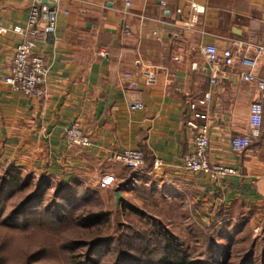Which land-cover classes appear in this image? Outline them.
Masks as SVG:
<instances>
[{
    "label": "crops",
    "instance_id": "crops-1",
    "mask_svg": "<svg viewBox=\"0 0 264 264\" xmlns=\"http://www.w3.org/2000/svg\"><path fill=\"white\" fill-rule=\"evenodd\" d=\"M34 2L0 0L4 162L53 182L99 192L113 188L115 196L156 182L220 193L225 207L234 202L244 213L249 206L264 213V123L251 149L238 154L231 147L248 131L252 102L264 98L241 79L251 71L264 80V0L63 1L55 34L35 50L46 62L40 99L17 94L5 82L22 41L18 30L26 27ZM207 45L220 56L232 49L236 64L217 70L203 53ZM133 103L144 109L130 110ZM74 122L91 138V148H69L65 132ZM189 123L209 127L210 161L236 169L237 176L218 182L183 169L194 149ZM125 150L144 151L150 171L129 177L130 170L114 160Z\"/></svg>",
    "mask_w": 264,
    "mask_h": 264
},
{
    "label": "rangeland",
    "instance_id": "rangeland-1",
    "mask_svg": "<svg viewBox=\"0 0 264 264\" xmlns=\"http://www.w3.org/2000/svg\"><path fill=\"white\" fill-rule=\"evenodd\" d=\"M1 156L0 153L2 190L7 187L12 174L9 173L11 167H5ZM23 173L25 177L29 174L25 171ZM30 177L33 185L39 186L43 183V178L33 174ZM84 186L99 194L102 207L110 217V226L103 227L102 235L112 238L116 243L125 236V232L129 233L131 230L149 233L148 239L151 242L156 240L154 231H165L200 264H218L223 261L228 264H264V213L257 212L254 207L249 206L244 213L240 203L232 202L229 207H225L222 204L223 195L220 193L206 195L194 189L172 187L173 185L159 186L156 182L147 187L141 185L139 189L132 188L117 203L115 189L99 192ZM236 226L241 227L229 242L225 237H229ZM96 229H80L71 232L68 237L84 243L100 237L102 231ZM36 239L42 240L38 243ZM43 244L47 245L49 252L45 255L46 264H70L67 253L61 251L63 242H58L51 234H12L2 228L0 264H27L31 261V253L41 249ZM156 247L155 258L162 254V244L156 243ZM85 252L86 249H79L76 255ZM105 256L106 260L101 264H112L114 253L109 251Z\"/></svg>",
    "mask_w": 264,
    "mask_h": 264
},
{
    "label": "trees",
    "instance_id": "trees-1",
    "mask_svg": "<svg viewBox=\"0 0 264 264\" xmlns=\"http://www.w3.org/2000/svg\"><path fill=\"white\" fill-rule=\"evenodd\" d=\"M145 157V168L142 171L129 169V177L135 178L139 172L150 171L146 153ZM4 165L6 168L11 167L9 173L12 174L5 190L0 189V228L4 231L12 234H51L58 242H63L61 251L67 253L70 264H101L109 251L115 255L112 264H200L165 231H154L156 240L152 242L148 239L149 233L136 230L125 232V236L119 238L117 243L112 238H105L103 229L110 226V217L102 207L99 194L77 182H53L46 177H43L41 185L36 186L32 184L31 173L25 177L23 171L14 164L5 162ZM240 227L236 226L229 237H225L226 240L231 242L232 235ZM80 229L102 232L100 237L84 243L68 237L71 232ZM36 240L40 243L42 239ZM156 243L162 244V254L155 258ZM44 244L41 249L31 253V261L27 264L47 263L45 257L49 252ZM79 249H86V252L76 255ZM218 264L228 263L223 261Z\"/></svg>",
    "mask_w": 264,
    "mask_h": 264
},
{
    "label": "built area",
    "instance_id": "built-area-1",
    "mask_svg": "<svg viewBox=\"0 0 264 264\" xmlns=\"http://www.w3.org/2000/svg\"><path fill=\"white\" fill-rule=\"evenodd\" d=\"M78 2L79 0H35L26 27L20 28L18 33L22 41L16 45L11 61L6 84L13 92L28 98H44L46 62L44 58L35 53L39 44L45 43L50 36L56 32L57 18L59 15L58 6L63 2ZM127 7H131L127 3ZM197 12L198 9L194 8ZM196 19V17L194 18ZM243 45L240 44L238 52H241ZM261 51V50H259ZM203 53L211 66L217 70H225L236 64V54L232 49H227L220 56L214 45H207ZM242 65L254 66V62L242 59ZM242 81L252 84L258 91L264 93V80L255 76L251 71L241 74ZM218 75H213L211 84L216 85ZM211 99V93L206 95V101ZM144 106L140 103L130 105V110L141 111ZM264 123V98L252 102L249 114V127L247 133L234 137L231 140V147L234 152L241 154L249 150L262 135ZM188 126L194 131V149L184 158L183 169L192 176H206L212 180L222 182L230 177L237 176L238 171L234 168L213 164L210 161V129L207 125L199 126L189 123ZM65 139L70 149H89L92 147L91 138L84 133L81 124L74 122L65 132ZM114 160L122 167L134 171H142L146 166L145 153L142 150H125L114 156ZM161 162H156L155 167H160ZM225 182V181H224ZM223 182V183H224ZM227 187L226 184H224Z\"/></svg>",
    "mask_w": 264,
    "mask_h": 264
},
{
    "label": "water",
    "instance_id": "water-1",
    "mask_svg": "<svg viewBox=\"0 0 264 264\" xmlns=\"http://www.w3.org/2000/svg\"><path fill=\"white\" fill-rule=\"evenodd\" d=\"M44 4H49L48 0H44ZM51 7H53L54 5L49 4ZM116 198H117V203L123 198L121 193L119 191L116 192Z\"/></svg>",
    "mask_w": 264,
    "mask_h": 264
}]
</instances>
